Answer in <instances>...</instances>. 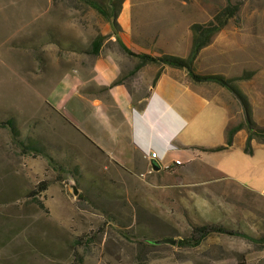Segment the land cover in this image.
<instances>
[{"label":"rangeland","instance_id":"1","mask_svg":"<svg viewBox=\"0 0 264 264\" xmlns=\"http://www.w3.org/2000/svg\"><path fill=\"white\" fill-rule=\"evenodd\" d=\"M234 4L240 12L202 50L195 71L234 79L254 128L264 131V0H124L118 21L127 27L130 15L142 47L187 58L191 26ZM108 30L114 34L84 0H0V264H264V196L201 163L124 169L52 109L58 80L93 58L86 51ZM206 86L230 96V127L246 124L238 95ZM8 119L17 137L2 125ZM193 129L183 134L192 146L205 133ZM200 226L236 235L213 233L196 247L154 244L190 238Z\"/></svg>","mask_w":264,"mask_h":264},{"label":"crops","instance_id":"2","mask_svg":"<svg viewBox=\"0 0 264 264\" xmlns=\"http://www.w3.org/2000/svg\"><path fill=\"white\" fill-rule=\"evenodd\" d=\"M124 20L127 27L120 25L118 34L110 30L104 34L110 36L98 56L80 60L58 80L48 95L57 116L124 169L145 165L152 171L146 153L156 151L164 157V165L175 160L184 165L201 163L225 180L264 196V142L253 140L254 153L246 154L248 131L243 128L234 135L232 147L209 151L227 145L230 117L226 102L230 96H217L206 83H193L185 70L140 66L137 56L165 53L135 42L130 15ZM213 124L214 129H208ZM192 127L205 130L200 133L202 143L193 146L183 137ZM170 146L177 149L170 150ZM235 151L238 155L232 154ZM229 153L234 156L223 161Z\"/></svg>","mask_w":264,"mask_h":264},{"label":"trees","instance_id":"3","mask_svg":"<svg viewBox=\"0 0 264 264\" xmlns=\"http://www.w3.org/2000/svg\"><path fill=\"white\" fill-rule=\"evenodd\" d=\"M84 1L94 10H96L101 16H103L108 22H110L112 24L114 34H118V32L121 29L120 24L118 22V18L120 16L121 8L124 0H108L107 2H101L96 0H84ZM240 9H241L240 4L228 5L225 8H223L221 11H219L210 22L206 24H193L191 26V31L193 34L192 47L187 58H182L170 54H164L160 57H152L149 55H139L137 57L141 61L140 66H145L147 64H154L158 67L168 66L175 69L185 70L187 71L192 82L195 84L215 83L224 88L229 89L231 92L238 95L239 99L242 100L244 109L246 111V116H247L246 124L245 125L240 124L236 127H229L227 130V145L223 147L210 149L209 151L216 152V151H223L229 149L233 145L234 135L239 130L246 128L248 131V138L244 151L248 155H253L254 150L252 147V141L257 140L263 143L264 131H256V129L254 128V124L251 119V113L246 98H244V96L241 95L240 91L232 84V82L235 80L234 79L226 80L225 78L219 75L199 74L195 71V63L197 62L198 57L202 52V50L208 47L211 44L213 38L228 25L230 20L234 19L238 15ZM106 40H107V36L100 34L94 39L90 50H87L86 53L93 57L98 56L100 54L103 43ZM161 73H162V69L160 68L157 74V78L161 75ZM116 83H119V81ZM2 125L9 128L13 135H15L16 137L18 136L19 130L13 119L6 120V122L3 123ZM29 149L42 152V150H40L38 146H34V145H31ZM221 179L225 180L223 176L221 177ZM234 183L236 185H239L236 182ZM213 233H225L230 235H236V233H234L233 231L226 230L223 227L200 226L194 228L190 238H185L183 240L178 241L177 245L180 247H196L199 246L209 235Z\"/></svg>","mask_w":264,"mask_h":264},{"label":"built area","instance_id":"4","mask_svg":"<svg viewBox=\"0 0 264 264\" xmlns=\"http://www.w3.org/2000/svg\"><path fill=\"white\" fill-rule=\"evenodd\" d=\"M169 149L170 150H176L177 148L173 147V146H170ZM146 156H147V158L150 161H152L151 165L152 164H156L157 166L160 167V171L159 172L171 171V170H173L175 168H178V167L183 165V163L180 160H175L171 164L164 165L162 163L164 157H161L160 154H158L156 151H149V152L146 153Z\"/></svg>","mask_w":264,"mask_h":264},{"label":"water","instance_id":"5","mask_svg":"<svg viewBox=\"0 0 264 264\" xmlns=\"http://www.w3.org/2000/svg\"><path fill=\"white\" fill-rule=\"evenodd\" d=\"M152 169L155 172H159L160 171V167L157 166L156 164H152ZM75 193H77V192H75ZM154 244H156V245H172V246H176L177 245V241L175 239L165 238V239L154 241Z\"/></svg>","mask_w":264,"mask_h":264}]
</instances>
